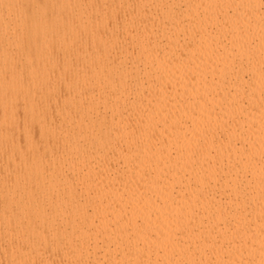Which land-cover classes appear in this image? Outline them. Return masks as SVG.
<instances>
[{
    "label": "bare ground",
    "instance_id": "obj_1",
    "mask_svg": "<svg viewBox=\"0 0 264 264\" xmlns=\"http://www.w3.org/2000/svg\"><path fill=\"white\" fill-rule=\"evenodd\" d=\"M0 264H264V0H0Z\"/></svg>",
    "mask_w": 264,
    "mask_h": 264
}]
</instances>
